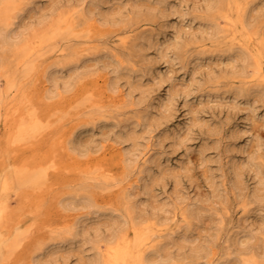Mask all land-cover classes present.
<instances>
[{
	"label": "rangeland",
	"instance_id": "obj_1",
	"mask_svg": "<svg viewBox=\"0 0 264 264\" xmlns=\"http://www.w3.org/2000/svg\"><path fill=\"white\" fill-rule=\"evenodd\" d=\"M66 1L35 0L25 15L26 21L33 13L45 14L47 20L34 27L37 37L29 42L34 49L28 63L33 62L34 69L6 103L8 110L5 104L2 111L0 174L43 163L48 175L39 187L10 193L8 208L15 216L1 231L6 235L21 227L24 234L1 264H29L41 243L72 225L79 214L89 212L81 220L74 243L49 245L36 259L44 264H94L96 244L105 251L101 240L115 234L116 224L127 214L123 189L131 185L129 201L137 203L140 217L163 219L165 205L171 210L169 220L157 224L168 223L172 229L180 226V233L188 231L196 238L194 244L179 247L174 243L176 233L174 242L165 244L171 235L164 230L162 234L167 235L154 244L168 248L170 264H208L212 259L214 264H264V91L235 95V88L257 82L231 73L232 64L236 70L241 64L227 50L240 44L231 42L229 35L214 36L213 28L204 23L217 14L213 4L217 0H169L164 11L158 0H90L83 10L86 17L82 10L66 8ZM254 2L248 18L256 28L249 32L257 46L264 30V0ZM209 4H213L211 9ZM219 24L226 25L223 19ZM72 30L70 36L54 34ZM83 39L90 40L89 45L78 46ZM100 49L103 54L83 57L79 69H72L76 77L69 91L62 90L51 100L46 96L43 74L48 64ZM202 51L213 53L193 60L192 55ZM10 59L13 66L17 64L15 57ZM110 65L120 66L121 71L116 73ZM16 69L20 72L21 64ZM65 72L59 75L67 76L69 71ZM130 76L133 86H138L134 91L127 85ZM107 77L119 81V90L107 92L113 98H107L104 89ZM5 84L6 78L0 76V88ZM121 91L129 101L125 105L119 103ZM96 106L104 110L91 111ZM27 111L38 115L45 129L32 140L15 141L14 126ZM87 122L76 139L88 145L74 153L67 140L77 125ZM129 150L137 156L131 163L133 176L127 183L113 185L122 178L121 157ZM233 163L242 167L237 181ZM80 184L89 188L96 209L84 208L82 201L69 207L58 203L59 197ZM145 184L150 191L144 194ZM153 206L158 208L153 210ZM112 222L116 223L113 229ZM127 233L132 238L133 230ZM228 248L236 254L226 259ZM240 249L247 254L239 259Z\"/></svg>",
	"mask_w": 264,
	"mask_h": 264
},
{
	"label": "bare ground",
	"instance_id": "obj_2",
	"mask_svg": "<svg viewBox=\"0 0 264 264\" xmlns=\"http://www.w3.org/2000/svg\"><path fill=\"white\" fill-rule=\"evenodd\" d=\"M88 1L90 0H68L66 1L65 6L66 8L68 7L73 10H75V8L79 9V11L82 10L81 11L82 16L86 17L85 16L86 13L83 12V10L86 4L88 3ZM92 1H94L95 3L96 2L100 3V0H92ZM254 1L255 0H250V1H247V0H217L215 3L213 2V4H215V6L217 7V14L215 13L213 14L217 16L211 15L207 19L204 20V23L210 25L213 28L214 31L211 33L214 36L227 38V36L229 35L231 42L233 43L236 42V44H240L239 47H235L231 45V47L227 50V52H230V54L228 53L229 57L231 59H234L236 62L239 61V63L241 64V67L239 70L238 69L236 70L235 65L232 64L233 67H232L231 73L240 79H246V78L253 77L255 79L253 80L257 82V84H255L252 87L235 88L234 92L236 96L245 91L246 92L252 91L256 93L258 92L260 93L264 91V30L261 34V37H262L261 41L257 44V46L254 44L255 41L253 42V39L251 37L253 32L252 33L249 32V31H252L251 28H253L254 25L250 24L251 20L250 18H248V12L254 11L253 10L254 4H255ZM158 2L162 3L161 6H163V11L168 7V5H170L168 4L169 0H158ZM34 3H35V0H0V76H3L6 78V84L4 88H0V118L2 116L3 108L5 109V104L13 97L12 96L13 93L15 91H18L19 89L18 86L20 85L19 84L20 81L24 80L23 78L28 76L31 70L34 69L33 62L28 63V60H29L28 57L29 55H31L32 48H33L32 45H34V44L30 45L29 42L32 39H35L37 37L35 32H38V31H33L34 27L36 25H42L47 20L45 14H40L37 16L35 13H33L30 17V20L26 21L27 19H25V15L29 13L31 9H33ZM213 4L212 5L209 4L207 8L211 9ZM234 12L236 14L235 19L232 18V14ZM90 14H92V12H90ZM100 15H103V14L100 13ZM220 19H223L225 21L226 25L224 27L220 26L221 24V23L219 24ZM67 24L69 25V23ZM255 29L256 28H253V31ZM73 30L72 31H55L54 34L58 32L59 34H62V35L66 34L70 36V35H73V32H75ZM209 34L210 33L208 32L206 35L208 36ZM202 37L205 38V36H202ZM176 38L178 39L179 36ZM92 41L93 40H91V42ZM89 43H90V40L88 39L78 40V46L87 45V44L89 45ZM149 43H151L150 40H149ZM177 44H178V41H177ZM177 44L175 45L176 46L175 48H177L178 50ZM158 48L159 50L158 49L157 50L159 51V54L163 56L165 52L162 51L163 49H161L159 45H158ZM163 48H165V46ZM219 51H222V50H219ZM102 52H103V49H100V50L93 51L91 53H87V55H80L75 59L64 57L68 59L63 60V61L56 60L48 64L45 67V71L43 74V77L45 79L44 89H45L46 96L50 98L51 100L56 95H59L60 93H62V90L69 91L70 88L75 84V77H76V73H74L72 69L75 71L79 69L81 62L83 61V57H93L97 55L99 56V54ZM179 53L180 52H176L175 55H178ZM207 53L212 54L213 51L197 52L194 55H192L193 60L195 59L199 61ZM12 57H15L17 60V64L14 66L11 64L10 58ZM20 64L22 66V70L18 72L19 70L16 69V67L17 65H20ZM10 66L12 67L11 70L8 69V67ZM110 66L113 68V71H115L116 73L118 71H121V68L118 65H110ZM88 67H91V66H88ZM64 70L66 72L69 71V74L67 76H64L65 74L63 73L64 75L60 76L59 75L60 71L64 72ZM131 80L132 78L130 76L128 78L127 85H129L131 90L134 91L138 88V86L137 85L133 86V83ZM161 81H164V79H161ZM248 82L250 83V80ZM104 86H105L104 88L105 92L108 96L106 97L113 98V96H111L107 92L114 93L115 91L119 90V81L117 79L112 80V78L107 77L104 80ZM91 96H93V94ZM130 96H132V92L129 93V97ZM128 102L129 101H128V98L125 92L121 91L119 95V103L121 105H125ZM8 105L6 104V109L8 108L7 107ZM93 109L94 111L104 110L102 107H97V106L91 108V111H93ZM94 115L95 114H92L90 116L91 120L93 119ZM97 123H94L93 125L95 126L97 125ZM88 124H89L88 122L84 124H79L72 131L71 136L68 138L67 144H66L70 146V149L72 150V152L76 153V152L81 151L82 149L84 150V148L87 147L88 143H84V142L77 140L76 135L78 132L82 130L83 127L87 126ZM44 129L45 127L41 119L39 118L38 115H36L32 111L31 113L29 112L26 117L24 118L21 117L19 122L14 126L12 137H14L15 141H21V142H23L22 140L29 141V140H32V138H36L37 135H40ZM130 136H131L130 138H133L132 133L130 134ZM136 159H137V156H135V150H129L127 154L125 155L122 154L121 161L124 162L125 170L122 175V178L115 181L113 185L121 184V183L124 184L125 182L126 183L128 182V179H130L133 176V173L135 171V169H132L131 163L134 162ZM35 162L37 161L35 160ZM146 162H147V159L145 163ZM38 163L39 162H37V164ZM42 164L43 163H41V165L38 164L37 166H35L36 163L35 165L31 164V166L33 165L32 167L31 166L30 167L21 166V168L16 169V171H12L11 174L9 175L0 174V264L2 261H4L5 258L7 259L10 253L15 251L16 247L18 246L20 242L21 237L24 234V232L22 233V230H20L21 227L15 228V230L14 231L12 230V232L8 231L6 235H4L1 231L3 224L11 221L12 217L15 216V212L14 214L11 213L13 211H11L10 208H8V199H9L10 193L20 192L27 187L29 188L39 187L46 180L47 175H48V167H45L43 166L45 164L43 165ZM144 170L145 169L140 170L139 174H142ZM233 171H234V176L236 178V181L239 180L243 174L242 167L237 166L236 163H233ZM137 179L138 181L139 179L141 180L140 177L139 178L137 177ZM80 186H81L80 188H76L71 191H68L67 193L63 194L62 197H59V199L60 198L61 199L58 201V203H62L64 207H69L71 206V204H74L78 201H82L84 208H86V205H87L88 209H92V208L96 209V206H95L96 204L94 202V199L92 198V193L89 191V188L87 189L84 184H80ZM144 186L145 187L143 189L144 190L143 193L145 194L146 192L150 191L149 190L150 187H148L146 184ZM132 189H133L132 185L129 187L127 186L126 188L123 189L125 191L124 198L126 199V202L128 204L127 214L122 217L123 220L122 221L120 220L121 221L120 224L117 225L115 222L111 223L110 228L112 229H113V226L116 224V228H115L116 233L110 234L107 237L108 240L106 241L101 240L102 242L105 243V246H106L105 251H100V247H98V245L96 244V248L98 249V252L97 254H95V257L92 260V263L94 264H168L170 261H172L170 252L165 251L168 248L165 247L163 243L154 244L155 242H157V240L167 235V234L165 235L162 234L164 230L165 231L167 230L169 235H171L169 239L168 238L164 239L165 244H171L172 242H174L173 237L176 233H178V238L174 243L178 245L179 247H181V244L186 243V242L190 244L195 243L196 238L190 237V235H187L188 231H185L184 233H180V228L182 227L176 226V228L172 229L168 227L170 226L168 225V223L167 224L166 223L157 224V222H162V221L167 222L169 220V215L171 213V210L170 208L168 209V207L165 205L161 208V211H165V213H163L164 215L163 219L160 218L156 220V219H151L148 216L140 217L139 216L140 214L136 213L137 203L136 202L131 203L129 201L131 200L130 198L132 196V192H131ZM154 208L157 209L158 206H155V207L153 206V210ZM90 213L91 212L85 213V214L81 213L83 215L81 214H79L78 216L76 215L77 217L75 218L72 225L66 227L60 233L57 232V236L52 237L49 241L41 243L40 246H38L37 249L35 250L33 256L30 257L29 264H35L34 261L36 262V264H44V261L42 259L40 258L36 259V258L39 256H42L45 252V249L49 245L58 244L62 246L68 242H73L75 239H77V234L79 233L78 230L80 229L79 225L81 223V220H83L84 217ZM98 214L100 213L98 212ZM164 226H166L165 229H163ZM10 228L9 230L12 229ZM129 228L133 230L132 238L128 237L127 232ZM97 231H98V228L96 229V232ZM247 234L251 235L252 229L248 230ZM227 243H230L229 238H228ZM225 251H226L225 253L227 256L226 259H229L233 254H236V251L234 253V250H229V248ZM245 252H246V249H240L237 251L238 254L236 256L240 259L241 257H243L244 254H247ZM53 254L54 252H51L49 257L53 256ZM208 264H214L213 259Z\"/></svg>",
	"mask_w": 264,
	"mask_h": 264
}]
</instances>
